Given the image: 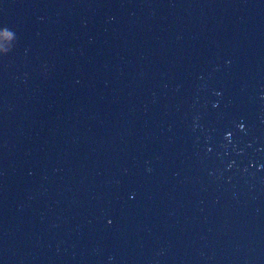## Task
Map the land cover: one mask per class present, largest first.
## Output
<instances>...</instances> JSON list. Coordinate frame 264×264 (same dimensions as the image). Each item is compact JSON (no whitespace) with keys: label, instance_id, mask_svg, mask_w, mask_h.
Masks as SVG:
<instances>
[{"label":"water","instance_id":"water-1","mask_svg":"<svg viewBox=\"0 0 264 264\" xmlns=\"http://www.w3.org/2000/svg\"><path fill=\"white\" fill-rule=\"evenodd\" d=\"M0 264H264V0H0Z\"/></svg>","mask_w":264,"mask_h":264}]
</instances>
